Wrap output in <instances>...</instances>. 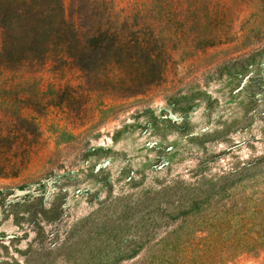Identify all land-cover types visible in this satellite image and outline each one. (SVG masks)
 Here are the masks:
<instances>
[{"label":"rangeland","instance_id":"obj_1","mask_svg":"<svg viewBox=\"0 0 264 264\" xmlns=\"http://www.w3.org/2000/svg\"><path fill=\"white\" fill-rule=\"evenodd\" d=\"M63 3L161 74L0 71V264H264V0Z\"/></svg>","mask_w":264,"mask_h":264},{"label":"trees","instance_id":"obj_2","mask_svg":"<svg viewBox=\"0 0 264 264\" xmlns=\"http://www.w3.org/2000/svg\"><path fill=\"white\" fill-rule=\"evenodd\" d=\"M6 1L5 12L0 15V71L40 68L52 59L58 67L70 64L80 70L90 91L117 97L142 93L145 88L124 84L110 87L108 74L114 69L123 82L147 80L149 84L161 74L153 68L158 59L152 58L149 43L135 40L130 46L123 45L114 31L96 22L84 30L80 11L68 16L63 0Z\"/></svg>","mask_w":264,"mask_h":264}]
</instances>
